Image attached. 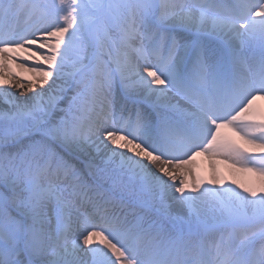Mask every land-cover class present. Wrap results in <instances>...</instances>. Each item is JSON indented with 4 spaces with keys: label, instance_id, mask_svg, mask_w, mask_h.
Segmentation results:
<instances>
[{
    "label": "snow or ice",
    "instance_id": "6c2138e0",
    "mask_svg": "<svg viewBox=\"0 0 264 264\" xmlns=\"http://www.w3.org/2000/svg\"><path fill=\"white\" fill-rule=\"evenodd\" d=\"M257 100L264 0H0V264H264Z\"/></svg>",
    "mask_w": 264,
    "mask_h": 264
},
{
    "label": "bare ground",
    "instance_id": "6f19581e",
    "mask_svg": "<svg viewBox=\"0 0 264 264\" xmlns=\"http://www.w3.org/2000/svg\"><path fill=\"white\" fill-rule=\"evenodd\" d=\"M257 105L264 107V100H257ZM227 133V130H225ZM230 134V133H229ZM196 164L198 166L199 173L205 179L208 178L209 169H208V160L205 158V161L196 157ZM220 174L225 178L226 182H231L232 180H236L238 183H249L253 180L248 174H244L242 172H236L230 169L227 165L221 164L219 167Z\"/></svg>",
    "mask_w": 264,
    "mask_h": 264
}]
</instances>
